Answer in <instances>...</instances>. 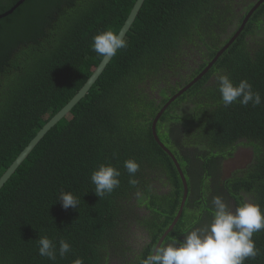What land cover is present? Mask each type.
<instances>
[{
    "label": "trees",
    "instance_id": "16d2710c",
    "mask_svg": "<svg viewBox=\"0 0 264 264\" xmlns=\"http://www.w3.org/2000/svg\"><path fill=\"white\" fill-rule=\"evenodd\" d=\"M19 0H0V177L37 132L61 110L84 85L102 60L92 50L93 37L111 29L118 34L136 0H24L12 13L4 15ZM230 0H145L125 36L126 49L112 57L86 96L38 143L0 190V264H72L77 257L84 264H109L119 253L124 231V202L138 190V198L150 214L159 212L151 184L146 185V166L160 164L171 169L169 178L177 191L183 190L180 178L168 156L151 135V121L157 112L154 101L140 87L153 81L164 65L176 59L183 41L198 39L207 53L204 67L220 47L212 45L217 28L229 19ZM253 6L247 7L250 10ZM229 8V9H228ZM264 3L249 18L242 33L222 54L210 72L226 74L234 84L247 79L264 101ZM253 42L251 50L245 37ZM218 39L216 40V43ZM225 43V42H224ZM169 56L168 60L167 57ZM202 57L205 54L202 53ZM171 58V59H170ZM203 67V68H204ZM204 76L170 106L203 97L186 113L158 121L156 131L166 145V126L178 131L175 139L193 155L212 166L227 150L241 145L250 149L253 159L247 168L226 180V193L244 203L259 204L264 212V102L253 107L220 102L218 82L201 89ZM161 97H165L161 93ZM166 100V99H165ZM171 149V148H170ZM183 172L189 160L172 150ZM191 154V150H187ZM179 154V155H177ZM127 159L140 165L135 179L123 167ZM101 164H111L121 172L120 186L99 198L91 173ZM201 167H205L201 163ZM207 170V171H205ZM200 180L186 176L194 184L213 177L201 169ZM62 191L79 198L77 208L65 209L58 200ZM203 189L199 211L212 209ZM244 195V196H243ZM48 236L61 239L72 251L51 261L38 254L37 240ZM120 235V236H119ZM260 255L244 264H264V230L252 237ZM151 250L130 261L140 264ZM123 255L121 254L120 257ZM124 257V256H123Z\"/></svg>",
    "mask_w": 264,
    "mask_h": 264
},
{
    "label": "flooded vegetation",
    "instance_id": "af4514ba",
    "mask_svg": "<svg viewBox=\"0 0 264 264\" xmlns=\"http://www.w3.org/2000/svg\"><path fill=\"white\" fill-rule=\"evenodd\" d=\"M257 1L258 0H230V3L227 1V3L229 4V8L231 9L230 13L227 11L229 19L222 27L216 29L214 33L215 36L212 37V40L210 39V42L207 43L216 45V47H220L222 45L219 50L223 48L240 28L245 16L249 11L247 10V7L251 5L254 6ZM217 39L218 42L216 43ZM251 40L252 39L250 37H245V41H247L248 47L252 50L254 46L253 42L250 43ZM201 44L202 43L198 39H196L192 43L183 41L180 47L181 53L179 55L178 53L176 55H174V53L171 54V56H173L171 58H175L176 60L173 63H170L168 67H166L165 65L161 67L160 72L156 75L153 81L149 80L143 85H140V87L144 89L143 93L149 96L148 99H152V101H154V106L158 108L157 112L180 88L190 83L194 77L199 75L206 68L207 65L204 67V64L205 60H208L207 53L203 50ZM202 53L205 54V57H202ZM168 58L169 56L167 57V60ZM210 70L204 75L208 76L203 81L201 86V89L204 92L206 91L207 87L212 86L217 82L218 72H210ZM161 93H163L165 97H161ZM202 99L203 97L196 95L189 102H179L172 108H170V105L164 111L163 115L165 114V112H168L170 115H173L174 113L179 114L180 111L186 113L194 106L191 101L197 102V104H199ZM165 132L169 138V144H165V146L170 151L171 149H178V151H180V154H184L189 160V169L185 170L187 172L186 176L191 175L195 181H199V173L201 169H208L213 174V177L211 178V180L205 183L211 184L208 185V188L204 187L202 183L196 184L194 187V184H192L190 180L188 185L186 179L187 193L185 195L184 190L177 191L174 188V184L169 178L171 169L167 167V163H165V161L161 162L165 166H162L160 164H157L156 166L151 168L146 166L144 174L146 175L145 181L147 183L145 186L148 188V186H150L149 184H151L152 193L157 197L155 198L157 203L161 202V204L163 205L161 207L157 205L159 212L156 215H153V213L150 214V210L146 208V205L140 204L137 201L138 198L143 195L145 190L144 188L138 190L128 202L123 201L125 208L124 210H128L127 213L124 214V223L122 224L124 231L121 234V237H119V239H121V244L118 248L119 253L116 255V258L111 256L109 257V259L112 261L109 262V264H130V261L135 260L136 257L141 256L144 251L149 249L151 250V254L153 250L156 249V246L158 245V242L164 232L168 229V227L172 224L177 216L178 219L172 231L169 232L168 235L163 239L159 247L166 246L173 240L179 243L183 241L186 234L192 229L206 227L212 219L214 209L211 201L215 196L221 197L228 205L229 209L233 212L237 208V205L235 203L236 200L229 199L231 197L226 193L224 184L226 180L232 178L233 173H239L247 168L248 163L254 157L252 151L250 149H245L241 145H237L232 149H228L231 153L225 150L227 156L218 157V162L213 163L212 166H207L208 163L202 160H197L196 163L194 162L195 158H193V155L200 152L202 148L199 144L193 143L192 146H190V149H185L183 145L181 146L180 139H175V135L179 133L173 127V122L171 126H166ZM187 150H191L192 153H187ZM242 159H247V162L245 164H242ZM171 163L173 165V168L176 170L172 161ZM201 163L205 167H201ZM179 165L181 167L180 163ZM203 189L208 192L207 199H209L212 209L209 210V212L204 210L203 212L198 213L199 200L201 199ZM138 192L141 194L139 197L137 196ZM184 196L185 199H183ZM243 201L250 202L246 198H244ZM121 254L124 257H120Z\"/></svg>",
    "mask_w": 264,
    "mask_h": 264
},
{
    "label": "clouds",
    "instance_id": "9594fccd",
    "mask_svg": "<svg viewBox=\"0 0 264 264\" xmlns=\"http://www.w3.org/2000/svg\"><path fill=\"white\" fill-rule=\"evenodd\" d=\"M134 5V4H133ZM264 24V21L259 22ZM92 50L102 57H115L119 50L126 49L128 42L124 36L111 29L96 34L92 39ZM220 102L224 107L234 103L242 106L251 104L253 107L262 104V97L247 79L234 84L226 74L217 73ZM123 167L129 175V184L135 186V179L140 165L134 159H127ZM121 172L111 164H101L91 173L94 192L99 198L111 194L120 186ZM141 194L138 192L137 196ZM62 207L77 208L79 198L72 192L62 191L58 199ZM213 214L211 222L202 228L189 231L183 241L173 240L166 246L153 250L140 264H244L248 259H255L260 253L252 239L253 235L264 230V212L259 204L244 202L235 211L229 209L224 200L215 196L212 198ZM38 254L51 261L64 258L72 251L71 245L64 239L57 243L48 236H40L37 240ZM72 264H84L77 257Z\"/></svg>",
    "mask_w": 264,
    "mask_h": 264
},
{
    "label": "water",
    "instance_id": "95a60500",
    "mask_svg": "<svg viewBox=\"0 0 264 264\" xmlns=\"http://www.w3.org/2000/svg\"><path fill=\"white\" fill-rule=\"evenodd\" d=\"M24 0H19L16 5L11 8L8 12L4 13V15H8L13 12V10L23 3ZM145 0H136L134 5L132 6L130 13L127 16L126 21L124 22L123 26L121 27L118 34L121 36H126L128 31L130 30L131 26L133 25L141 7L143 6ZM264 3V0H258L255 5L248 11L247 15L245 16L240 28L238 31L234 34V36L228 41V43L218 50V52L215 54V56L207 63L206 68L196 77L192 79V81L188 84H186L184 87L180 88L172 97L169 98L167 103L156 113L154 118L151 122V135L155 141V143L158 145V147L171 159V161L174 164V167L176 168V171L178 173V176L180 178V181L183 186L184 193L186 195L187 193V183L186 178L182 172V169L176 160L173 153L165 146V144L159 139L156 127L159 119L163 115L164 111L171 105L172 102H174L177 98H179L181 95L186 93L189 89H191L204 75L216 64L218 59L222 56V54L228 49V47L236 40V38L239 36V34L243 31L245 24L249 20V18L252 16L254 11L262 4ZM111 58L103 57L98 66L95 68L91 76L88 78V80L84 83V85L78 90V92L72 97V99L61 109L59 110L38 132L37 134L31 139V141L27 144V146L20 152V154L15 158V160L12 162V164L7 168V170L4 172V174L0 177V190L2 187L6 184V182L12 177V175L15 173V171L20 167V165L24 162V160L29 156V154L34 150V148L38 145V143L44 138V136L65 116H67L70 111L86 96V94L89 92L91 87L95 84L97 79L100 77V75L105 70L106 66L111 61ZM186 189V190H185ZM185 199V196L184 198ZM178 219V216L175 218V220L172 222V224L168 227V229L164 232L162 237L160 238L158 245L156 248H159V245L163 241V239L168 235L169 232L172 231L176 221Z\"/></svg>",
    "mask_w": 264,
    "mask_h": 264
},
{
    "label": "rangeland",
    "instance_id": "374dc122",
    "mask_svg": "<svg viewBox=\"0 0 264 264\" xmlns=\"http://www.w3.org/2000/svg\"><path fill=\"white\" fill-rule=\"evenodd\" d=\"M241 161L242 164H245L247 162V159L246 160L242 159Z\"/></svg>",
    "mask_w": 264,
    "mask_h": 264
}]
</instances>
